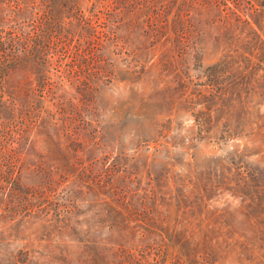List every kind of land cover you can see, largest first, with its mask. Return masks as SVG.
I'll list each match as a JSON object with an SVG mask.
<instances>
[{
	"label": "rangeland",
	"instance_id": "rangeland-1",
	"mask_svg": "<svg viewBox=\"0 0 264 264\" xmlns=\"http://www.w3.org/2000/svg\"><path fill=\"white\" fill-rule=\"evenodd\" d=\"M0 42V264H264V0H0Z\"/></svg>",
	"mask_w": 264,
	"mask_h": 264
},
{
	"label": "trees",
	"instance_id": "trees-1",
	"mask_svg": "<svg viewBox=\"0 0 264 264\" xmlns=\"http://www.w3.org/2000/svg\"><path fill=\"white\" fill-rule=\"evenodd\" d=\"M1 43V42H0ZM2 44H0V52H2ZM85 66L89 67H93L92 66V62H88L87 60H85ZM84 63V62H83ZM27 65L25 63H19L13 60H5L0 62V79H4V77H8L9 75L13 74L15 70L19 69V68H23L26 67ZM1 82V81H0ZM0 111L6 112L8 111V104L7 102H0ZM1 153L3 158L1 157V159H17L19 156V152L16 151L15 149H11L9 151H7L5 149V145L2 146L1 148ZM64 264H74V258L72 254H68L67 256H65Z\"/></svg>",
	"mask_w": 264,
	"mask_h": 264
}]
</instances>
